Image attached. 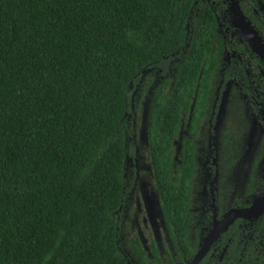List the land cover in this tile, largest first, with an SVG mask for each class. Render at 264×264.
I'll return each instance as SVG.
<instances>
[{"label": "trees", "instance_id": "trees-1", "mask_svg": "<svg viewBox=\"0 0 264 264\" xmlns=\"http://www.w3.org/2000/svg\"><path fill=\"white\" fill-rule=\"evenodd\" d=\"M206 3L0 0V264H183L209 227L207 173L218 216L239 204L234 180L253 192L264 69L236 34L223 42ZM226 46L238 55L230 70ZM148 69L160 70L145 128L168 247L160 254L150 241L146 255L136 238L122 243L120 218L133 158L128 102ZM233 75L258 84L247 97L255 90L263 110L230 83L211 129L216 89ZM263 229L264 214L240 254L230 238L220 262L198 264H264Z\"/></svg>", "mask_w": 264, "mask_h": 264}, {"label": "flooded vegetation", "instance_id": "flooded-vegetation-1", "mask_svg": "<svg viewBox=\"0 0 264 264\" xmlns=\"http://www.w3.org/2000/svg\"><path fill=\"white\" fill-rule=\"evenodd\" d=\"M206 4L208 8L210 9V12L216 18V23L220 30L223 42L229 43L230 40L233 38V35L235 34L238 38H241L238 29L233 25L235 20H232L233 13L231 12V9H230L231 7H234V4H235L237 6V9L240 15L243 17L245 21L249 23L252 29L256 32L260 41L264 44V0H207ZM236 15H235V18H237ZM225 49H229V50H226L223 52V60L228 70H230L233 68L234 64L238 63V62L236 63L235 61V59L238 58V55L235 53L234 50L230 49L228 46H226ZM260 63L264 69V64L262 62ZM258 71L262 73L261 70H258ZM221 82H222V86L217 87L216 92H215L214 104L211 106L210 111H209L210 115H208V118H207L208 126H211V123H210L211 121H213L214 123L217 121L220 111H221L225 90L230 85V83H234V85L237 86V88L242 91V97L246 105L253 106L256 110V113L262 112L263 106L261 107V100H260V97L257 95L256 91L254 90V94L249 95L247 97V92L249 91L250 88H253V89L258 88L257 83H252L249 81H242L240 80V78H237L234 75L233 77L228 76L226 81L221 80ZM213 128L214 127L212 125L211 129ZM208 142H209V139H208ZM211 164L213 163L211 162ZM261 164L262 165L259 168H257L259 170V179H257L258 182L252 193L248 195H243L244 187L246 183H248L247 180L236 179L233 181L234 186L236 187V190L238 193L237 195L238 199H240L239 204L234 203L233 206L226 208L220 214V216H218V207L216 206L215 197H214L215 176L214 174L213 176H211L212 175L211 172L207 173V179L204 180V189H203V192L206 196V201H207L204 209L209 214L210 223H209L208 228H203L204 236L200 239V243L202 239L205 237L207 231L211 227V217H212L211 199L213 198L214 200L217 220H219L223 216V214L230 209L249 208L250 205L252 204L253 197L258 193V191L260 190L264 182V158L262 159ZM263 214H264V207H263L262 213L256 219H253V218H251L250 220L248 219L243 220L240 218L235 219L232 222V224L227 228V230L219 234L216 240L212 242L208 252L205 254L203 258H205L207 255H208V258L215 256L216 260L220 262L230 242V238H234L236 240V246L239 248L238 254H240L241 251L245 249V246L248 244L249 241L250 242L254 241L253 233L254 231L258 229V226L260 224V221L262 220ZM162 224H163V221H162ZM163 229H164V225H163ZM222 234L225 235V239H224L225 243L221 246L220 236ZM166 241H167V238H166ZM217 241L218 243L216 244V247L214 249H211L212 245ZM200 243L197 245V248L194 254L197 252ZM224 247H225V251L222 253V250L224 249ZM210 249H211V252H210ZM194 254L192 255V257L194 256ZM159 257L161 256L159 255ZM201 260L199 261V263L201 262ZM237 261H239V259Z\"/></svg>", "mask_w": 264, "mask_h": 264}, {"label": "rangeland", "instance_id": "rangeland-1", "mask_svg": "<svg viewBox=\"0 0 264 264\" xmlns=\"http://www.w3.org/2000/svg\"><path fill=\"white\" fill-rule=\"evenodd\" d=\"M230 9L234 15L233 7ZM159 73L158 69H148L139 75L131 87L127 114L133 126V158L126 162L125 176L131 183L121 211L120 237L124 245L127 240L136 238L146 255L150 241L160 254L168 247L149 165L145 128L148 102ZM178 146L175 141V151Z\"/></svg>", "mask_w": 264, "mask_h": 264}, {"label": "water", "instance_id": "water-1", "mask_svg": "<svg viewBox=\"0 0 264 264\" xmlns=\"http://www.w3.org/2000/svg\"><path fill=\"white\" fill-rule=\"evenodd\" d=\"M234 15L232 20H235L233 25L238 29L242 41L245 43L249 51L256 56L264 64V44L258 38L256 32L252 29L247 21L240 15L237 6L233 7ZM237 14V15H236ZM235 15L237 18H235ZM212 217L211 227L207 231L205 237L202 239L197 252L192 258L184 262L183 264H198L199 261L208 252L212 242L216 240L217 236L227 230L232 222L237 219H256L263 211L264 207V182L258 193L253 197L252 204L246 209H230L223 214V216L216 219V208L214 206V200L211 199ZM225 251V247L222 253ZM222 256V254H221ZM220 256V257H221Z\"/></svg>", "mask_w": 264, "mask_h": 264}]
</instances>
